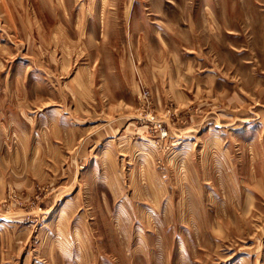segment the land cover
I'll return each instance as SVG.
<instances>
[{
    "label": "rangeland",
    "instance_id": "obj_1",
    "mask_svg": "<svg viewBox=\"0 0 264 264\" xmlns=\"http://www.w3.org/2000/svg\"><path fill=\"white\" fill-rule=\"evenodd\" d=\"M6 1L0 264H264V0Z\"/></svg>",
    "mask_w": 264,
    "mask_h": 264
},
{
    "label": "crops",
    "instance_id": "obj_2",
    "mask_svg": "<svg viewBox=\"0 0 264 264\" xmlns=\"http://www.w3.org/2000/svg\"><path fill=\"white\" fill-rule=\"evenodd\" d=\"M11 23V4L6 0H0V25L6 28V26L9 27ZM2 30L4 31L5 29L3 28ZM2 55H5V48L0 50V69L5 71L3 70L5 69V64L2 63V59H5V56ZM6 83L9 84L10 81L0 80V198L3 196V189L6 183V180L3 178V170L18 166L24 170L38 169L42 164L41 162L44 161L43 156L45 151L49 150L48 146L51 145L50 153L52 156H55V154L61 151V147L59 146L60 136L66 134L65 128H61L60 113L54 110H50L43 114L44 122H42V124L46 123V127H27L26 123L29 121L27 116L29 114H23L24 110L21 111L22 109L19 106L13 108L11 106L13 104L12 96L2 94ZM22 115L24 116L22 117ZM32 117L29 115V118ZM37 129L40 132V136L43 137L39 142L36 139L29 138ZM67 131L66 136L71 132L70 129ZM10 136L17 137V142L10 141ZM9 145H11V148ZM46 157L47 155L45 158ZM261 248L260 250H263L264 254V244ZM258 259L257 261H259ZM257 261L254 263H257ZM262 261L264 263V259H262Z\"/></svg>",
    "mask_w": 264,
    "mask_h": 264
}]
</instances>
